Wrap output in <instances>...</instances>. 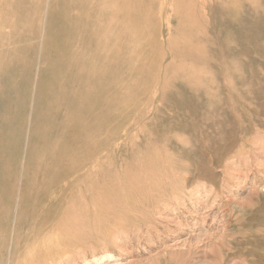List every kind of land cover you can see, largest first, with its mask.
Masks as SVG:
<instances>
[{"label": "rangeland", "instance_id": "1", "mask_svg": "<svg viewBox=\"0 0 264 264\" xmlns=\"http://www.w3.org/2000/svg\"><path fill=\"white\" fill-rule=\"evenodd\" d=\"M109 12L96 25L118 15L124 34L92 49L129 59L116 119L92 143L57 119L50 135L70 156L30 201L37 224L13 264H264V0H119ZM1 23L0 74L25 63L5 54L30 29ZM6 181L2 202L20 216L25 184Z\"/></svg>", "mask_w": 264, "mask_h": 264}, {"label": "bare ground", "instance_id": "2", "mask_svg": "<svg viewBox=\"0 0 264 264\" xmlns=\"http://www.w3.org/2000/svg\"><path fill=\"white\" fill-rule=\"evenodd\" d=\"M117 1L50 0L46 7L45 0H16L14 9L8 7L13 4L11 0L0 4L4 7L1 24H10L13 29L29 25L28 32L38 38L31 48L25 44L27 31L16 40L17 47L5 57L20 56L25 63L19 69L8 65L6 72L0 74V152L12 146L20 149L12 150L14 153L8 157L0 154V187L6 185V178H15L19 173L25 184L20 192L21 204L16 208L22 216L8 214L12 208H6L2 199L7 198L9 191L2 190L0 194V264H5L1 254L9 234H13V242L6 264L15 262L17 247L37 224L27 214L32 209L30 201L43 198V184L60 171L61 161L70 154L67 146H58L56 137L50 135L58 120L81 127L82 140L92 143L94 127L105 128L116 119L115 111L121 101L118 86L129 59L95 51L92 46L98 40L109 42L124 34L125 30L116 23L118 15L106 20L102 27L95 23L99 17L106 18ZM3 39L0 36V42ZM36 45L41 51L39 61L31 55ZM83 67L91 72L80 74ZM86 91H91L90 98L83 96ZM57 110L63 115L56 117ZM21 157L25 161L20 164Z\"/></svg>", "mask_w": 264, "mask_h": 264}]
</instances>
